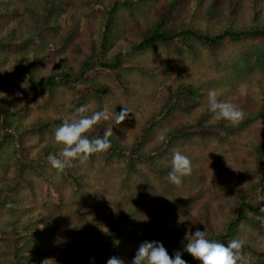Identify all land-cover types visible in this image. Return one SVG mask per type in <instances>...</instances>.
<instances>
[{"label": "rangeland", "instance_id": "1", "mask_svg": "<svg viewBox=\"0 0 264 264\" xmlns=\"http://www.w3.org/2000/svg\"><path fill=\"white\" fill-rule=\"evenodd\" d=\"M45 1L0 0V10H5L0 15V38L11 32L15 35L26 32L34 15L42 12ZM63 1L66 11L59 19L57 35L51 37V50L44 61L40 60L44 65L38 68L40 75L56 70L75 74L93 48L101 51L109 6L118 5L110 47L103 51L107 57L162 18L164 4L169 0ZM193 4L189 1L186 8L171 14L165 11L166 28L195 25L204 30L210 27L211 32L218 28L203 14L195 18ZM73 30L76 33L65 44L62 40ZM20 47L21 44L18 48L0 47V72L19 60ZM34 47L29 45V49ZM257 52L264 55V40L225 41L215 49L200 45L197 54L157 45L128 60L123 75L129 87L124 89L113 80V73L99 71L91 72L99 84L96 91L80 84L75 87L62 84L50 98L45 89H32L22 79L3 90L0 95L6 107L20 102L23 109L11 120V126H20L7 133L11 138L0 159V264H10L7 263L10 250L5 241L14 236L13 228L21 230L31 220L44 235L29 232L30 245L22 264H91L92 255L79 240L78 232H87V243L96 251L100 245L94 239H102L120 217L123 226L119 243L116 241L114 247L121 254L119 258L130 264L144 240L163 242L171 255L182 241L187 242L186 235L197 228L206 229L208 234L221 232L233 216L241 193L259 202L264 197L259 184L264 170L258 152L264 143V61L258 59ZM33 55L30 52V58ZM131 64H144L151 71L141 73ZM181 83H191L200 89L202 97L197 107L190 111L173 110L162 122L150 124ZM209 90L216 92L218 100L243 109L245 118L236 124L228 122L229 125L237 128L247 117L254 120L225 138L211 134V131L219 133V128L212 129L219 121L208 111ZM81 107L87 109L82 115L107 110L111 117L98 122L88 133L103 127L112 131L111 138L119 146L127 145L129 153L134 148V153L125 158L122 154L111 156L106 150L83 161L74 160L72 164L81 176L79 186H74L64 172L51 167L47 158L42 164H24L23 170L15 167L14 154L23 148L18 143L23 124L53 119L56 129L65 119L80 115L77 110ZM124 107L133 113L117 124L115 113L119 114ZM0 122H3L1 111ZM176 128L190 135H181L165 146L160 135ZM54 133H21L24 137L20 139L34 150L44 144L61 149L64 146L55 141ZM4 135L0 130V137ZM158 146L162 149L154 154V164L150 165L147 161L153 156L151 151ZM175 151H181L192 161L191 174L179 186L168 180ZM21 174L25 181L19 179ZM145 216L148 219L141 220ZM162 220L169 230L179 233L182 241L178 242L170 233H160ZM49 223L56 226L51 229ZM236 237L245 242L243 253L247 264H264V236L252 224L242 223ZM34 246H40L41 250H33ZM33 254L37 257L32 261ZM110 257H102L103 264ZM188 264L201 262L194 260Z\"/></svg>", "mask_w": 264, "mask_h": 264}, {"label": "trees", "instance_id": "2", "mask_svg": "<svg viewBox=\"0 0 264 264\" xmlns=\"http://www.w3.org/2000/svg\"><path fill=\"white\" fill-rule=\"evenodd\" d=\"M189 1L194 2V12L192 14L195 15V18H200L202 16L201 14H203L207 17V20L213 22L212 26L216 25L218 28H213L214 30L212 32L208 31L210 27L204 30L200 26L195 25L167 29L164 21L166 17L165 11H167V14H171L175 11L184 9ZM245 1H249L247 5H244ZM117 6L118 5L115 4L106 9L107 13L103 24V41L100 42L101 51L93 48L92 53L83 61L79 72L74 74L67 71L56 70L55 72L51 71L44 75H40L38 68L44 66L41 64L40 60L42 59L44 61L47 53L51 50V37L57 35L58 29L60 28L59 19L66 11L63 0H46L42 12L38 15H34L33 23L26 32L18 35L11 32L10 35L7 34L0 38V47L2 48H18L21 44L19 60L12 67L5 69L3 73L0 72V94L3 90L11 88L15 81L20 79L25 81L27 86L32 89H45L50 98L54 97L55 91L58 89L57 87L62 84L71 85V87L80 84V87H87L92 91H96V89L99 88V84L96 82L95 77L91 76V72L98 74L99 71L113 73V80L124 89L129 87L123 75L124 67L129 66L128 60L140 53L147 52L157 45H162L166 48H174L177 52L184 51L197 54V52L200 51V45L215 49L223 45L225 41L264 40V0H169L164 4L165 10L162 18L149 24L143 32H139L132 42L124 47H119L111 57H107L103 54V51H108L110 47L109 38L114 33L116 26L117 16L115 11ZM3 12H5V10L1 8L0 15H2ZM74 33H76L74 30L69 32V35L62 41L68 44ZM30 44L35 47L29 49ZM30 52L34 54L33 59L30 58ZM257 57L259 60L264 61V55L261 52H257ZM131 67H134L136 71L141 73L151 71L144 64H131ZM201 97L202 93L200 89L196 88L193 84L181 83L176 91L169 95L164 106L153 116L150 124L154 125L162 122L173 110L181 109L190 111L194 109L199 104ZM22 109L23 106L20 102H15L13 106L6 107L0 95V111L3 114V122H0V130L6 134V136L0 137V159L3 156V151H5L4 146L8 143L7 140L11 138L7 133L10 130H17L20 126L19 124L11 126V120L15 118ZM261 111L259 113L260 116L262 115ZM252 119L254 120V118L247 117L244 123L249 124L252 122ZM53 121V119L47 121L38 119L37 122L23 124L24 130L21 132L18 131V143L23 148L19 150L18 154H14L15 167L19 170H23V167H25L24 164H30V162L31 164H42L50 154H59L63 147L60 149L53 144H44L42 146L39 145L40 147L34 150L28 146V144H23V140L20 139L24 137L20 135L21 133L41 134L47 132L48 134H53L55 130ZM244 123H241V126H246ZM241 126H237L236 128L233 125H229L227 121L220 120L218 124L212 126L214 130L219 128L217 130L219 133L213 131L210 133L225 138L229 134L238 131ZM206 128L208 129V127ZM92 132L93 133H87L89 138H102L106 129L101 127L95 130V132ZM165 135L166 140H164V143L166 146L179 139L181 135L188 137L190 134L183 129L176 128L172 131H168ZM13 136L14 135H12V137ZM109 139L111 141V146L107 149L109 155L119 156L122 154L125 158H128L130 157V153H134V148L130 150L131 152L129 153V147L127 145L119 146L111 137H109ZM161 149L162 147L158 146L155 150L151 151V155L153 156L147 161L150 165L154 164L152 160L154 154L157 151H161ZM258 152L259 164L263 171L264 143L258 148ZM21 156L22 160L20 161ZM90 156L91 154L88 158ZM62 172L70 179L71 183L73 182L74 186L82 184L80 173L73 164L71 167L65 168ZM22 177L20 176L19 179L25 181L26 178H24L23 175ZM259 184L263 192L264 176L261 178ZM162 221V226L158 228L160 233H170L178 242L182 241L179 237V233L177 234V232L169 230L165 221ZM245 222L252 224L264 236V197H262L259 202H256L241 193V197L237 202L231 219L225 223L221 232H210L208 234L209 238L220 242L237 239L236 235L239 227ZM48 225L51 229L56 226V224L50 225V223ZM122 226L123 221L120 217L119 220L111 225L102 239H94V242L100 245L96 251H93L91 249L92 245L87 243V238H85L87 232L85 231L84 233V230L78 232L79 240L85 245L88 254L92 255L91 259L93 260L94 258V264H103L102 257H106L107 255L116 257L121 256L114 246L120 236V229ZM18 227L21 228L22 226ZM12 232L14 236L6 238L5 241L10 250V253L9 250L7 251L10 254L7 263L22 264L23 259L27 256L26 251L29 249L28 245L30 244L28 241L31 239L30 233H40L41 235H44V233L38 231L34 220L28 221L21 230L17 229V226H15ZM37 236H39V234ZM33 242L34 241H32V243ZM184 243V241L181 242L178 250L183 248ZM33 250H41V247L34 246ZM35 255L36 254H33L31 256L32 261L35 260L38 253L36 256ZM182 258L187 260L188 263L196 260L186 252ZM68 264L73 263L69 262Z\"/></svg>", "mask_w": 264, "mask_h": 264}, {"label": "clouds", "instance_id": "3", "mask_svg": "<svg viewBox=\"0 0 264 264\" xmlns=\"http://www.w3.org/2000/svg\"><path fill=\"white\" fill-rule=\"evenodd\" d=\"M85 107L77 110L78 114L71 119H65L62 124L55 129L54 138L58 144L64 147L59 154H50L47 157L51 167L63 171L71 167L74 160H86L90 154L106 151L111 146L109 137L112 131H106L104 136L89 138L87 133L101 120H109L110 114L107 110L97 111L91 116L82 115L86 112ZM208 111L214 114L216 120L231 122L236 124L245 118V113L238 105L220 101L214 90L208 92ZM133 113L129 108L124 107L119 114L115 113L117 124L129 117ZM160 140H166V135L161 134ZM192 172V161L189 156L181 151H175L171 158V170L168 173L170 183L179 186L183 178ZM148 218L145 216L144 219ZM197 221H192L195 224ZM186 243L180 250H174L170 255L163 242L157 240H144L135 252L130 264H188L183 259L184 253L190 254L201 264H247L243 248L245 242L242 239H231L227 242H220L209 238L206 231L197 228L194 233L186 235ZM117 243H119L117 241ZM94 264V258L92 260ZM107 264H126L122 258L112 256L107 260Z\"/></svg>", "mask_w": 264, "mask_h": 264}]
</instances>
